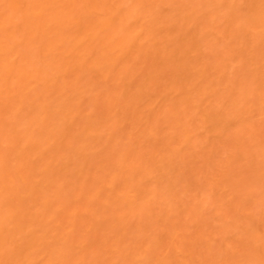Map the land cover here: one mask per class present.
I'll list each match as a JSON object with an SVG mask.
<instances>
[{"label":"bare ground","instance_id":"6f19581e","mask_svg":"<svg viewBox=\"0 0 264 264\" xmlns=\"http://www.w3.org/2000/svg\"><path fill=\"white\" fill-rule=\"evenodd\" d=\"M0 264H264V0H0Z\"/></svg>","mask_w":264,"mask_h":264}]
</instances>
